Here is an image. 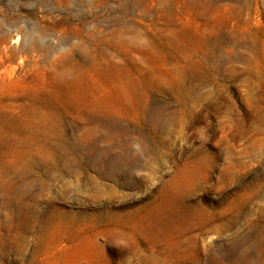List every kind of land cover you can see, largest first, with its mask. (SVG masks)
Masks as SVG:
<instances>
[{"label":"rangeland","instance_id":"1","mask_svg":"<svg viewBox=\"0 0 264 264\" xmlns=\"http://www.w3.org/2000/svg\"><path fill=\"white\" fill-rule=\"evenodd\" d=\"M0 264H264V0H0Z\"/></svg>","mask_w":264,"mask_h":264},{"label":"bare ground","instance_id":"2","mask_svg":"<svg viewBox=\"0 0 264 264\" xmlns=\"http://www.w3.org/2000/svg\"><path fill=\"white\" fill-rule=\"evenodd\" d=\"M46 216V215H45ZM44 219V218H43ZM31 225V224H30ZM57 226V224L55 223V221L54 222H52V221H50L49 219H48V217H46L44 220H43V222H42V224H41V228L43 229V234H45V237L42 239V241L44 242V243H46L47 241L49 242L50 241V239H48V238H51V236H52V232H51V230L52 229H54L55 227ZM47 237V239H45ZM24 241V240H23Z\"/></svg>","mask_w":264,"mask_h":264}]
</instances>
